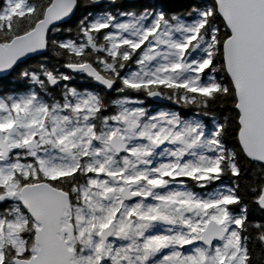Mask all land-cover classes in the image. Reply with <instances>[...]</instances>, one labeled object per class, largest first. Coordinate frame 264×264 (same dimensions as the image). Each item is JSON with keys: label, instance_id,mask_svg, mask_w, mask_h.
Wrapping results in <instances>:
<instances>
[{"label": "snow or ice", "instance_id": "1", "mask_svg": "<svg viewBox=\"0 0 264 264\" xmlns=\"http://www.w3.org/2000/svg\"><path fill=\"white\" fill-rule=\"evenodd\" d=\"M242 160L264 213V0H0V264H253Z\"/></svg>", "mask_w": 264, "mask_h": 264}, {"label": "trees", "instance_id": "2", "mask_svg": "<svg viewBox=\"0 0 264 264\" xmlns=\"http://www.w3.org/2000/svg\"><path fill=\"white\" fill-rule=\"evenodd\" d=\"M126 4H139L145 2V0H124ZM152 2H156V0H152ZM164 2L179 5L185 3H199V4H210L212 0H164ZM84 14V9L81 8L77 12V16H81ZM219 75L223 76L222 73ZM217 114L223 113L224 116H228L230 119L234 116V112L231 109V105H225L222 108L216 109ZM226 143L230 147H235V140L233 139V134L231 128L229 129V135L226 137ZM241 166L244 169V175L240 179V194L244 198V202L250 205V212H249V221L250 224L256 223H264V213L256 210L254 207H251V197L253 193L250 191L249 185L254 182L255 172L252 167L246 163L245 161H241ZM226 183H231L232 178L225 177L224 178ZM251 231V229H250ZM250 248L253 249V264H264V249L260 248L259 246L250 244Z\"/></svg>", "mask_w": 264, "mask_h": 264}, {"label": "flooded vegetation", "instance_id": "3", "mask_svg": "<svg viewBox=\"0 0 264 264\" xmlns=\"http://www.w3.org/2000/svg\"><path fill=\"white\" fill-rule=\"evenodd\" d=\"M149 107H160V108H177V110H180L177 106L171 105L168 101H148Z\"/></svg>", "mask_w": 264, "mask_h": 264}]
</instances>
